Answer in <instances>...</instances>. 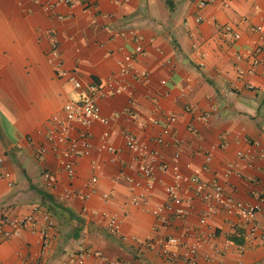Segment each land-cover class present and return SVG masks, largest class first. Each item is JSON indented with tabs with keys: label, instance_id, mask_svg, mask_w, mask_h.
I'll use <instances>...</instances> for the list:
<instances>
[{
	"label": "crops",
	"instance_id": "1",
	"mask_svg": "<svg viewBox=\"0 0 264 264\" xmlns=\"http://www.w3.org/2000/svg\"><path fill=\"white\" fill-rule=\"evenodd\" d=\"M34 1L0 0V215L24 217L37 209L39 220L34 233L23 230L10 238L0 233V264H62L81 243L120 264H187L182 259L161 258L156 251L111 235L100 218L104 211L120 218L122 235L138 240L180 237L179 252L184 244L197 241L202 256L215 254L225 264L263 259L264 211L249 240L247 227L235 215L220 212L207 226H200L205 206L199 202L186 219L171 214L167 226H160L151 213L134 206L131 184L124 176L142 177L122 133L130 131L150 143L168 165L176 140L181 141V164L190 165L187 174L203 170L204 180L219 182L229 196L255 203L258 186L264 181V158L259 157L264 148V66L252 67L238 59V54L261 45L264 59V38L252 30L264 23V0H215L204 8L199 7L201 0H129L124 6L115 0H96L95 11H86L80 4L58 6V13L69 15L64 21L51 17ZM197 17L202 18L200 24L195 22ZM226 24L235 27L236 40L224 34ZM50 31L59 45V56L53 59ZM134 31L145 48L135 69L148 78L130 79L132 93L98 100L101 114L109 119L107 128L113 132L110 143L119 152L112 155L98 150L106 127L96 123L91 127L94 148L89 157L76 161V174L70 177L51 151L45 129L69 100L80 98L71 76L84 86L116 77L123 55L136 47ZM131 107L145 128H139L128 114ZM214 108L217 112L208 121L199 118ZM167 114L178 119L170 146L164 148L153 144V139L165 125ZM76 127L81 130L80 125ZM38 146L47 149L43 159L35 157ZM211 147L216 151L206 164L202 151ZM239 152L251 153V167L237 158ZM233 165L234 172L229 173ZM44 169L57 175L52 189L44 184ZM5 172L11 174L9 180ZM157 175L152 206L166 202L165 187L171 181L170 171ZM93 176L98 177L96 191L85 203L59 200L58 195L69 187L87 192ZM104 193L111 195L106 202L101 198ZM84 206L97 215L84 213ZM187 228L191 235L186 234ZM43 232L50 239L46 250Z\"/></svg>",
	"mask_w": 264,
	"mask_h": 264
},
{
	"label": "built area",
	"instance_id": "2",
	"mask_svg": "<svg viewBox=\"0 0 264 264\" xmlns=\"http://www.w3.org/2000/svg\"><path fill=\"white\" fill-rule=\"evenodd\" d=\"M129 0H115V3L124 6ZM215 0H201L199 7L204 8L213 3ZM36 4L43 6L51 17L57 20L64 21L68 16L60 14L56 11L58 6L73 7L80 4L86 11L97 10L96 0H56L55 2H42L40 0L34 1ZM201 17H197L195 22L200 24ZM224 34L229 36L232 40L238 38V32L235 27L230 24L223 26ZM258 33L261 38H264V23L258 24L252 28ZM50 57L57 58L59 56V45L50 31ZM133 39L136 42V47L132 52L123 55L119 61L118 71L113 77L102 84L95 82L84 86L74 76L70 77L74 87L80 91V98L77 100H69L63 108L54 114L50 123L45 129V139L50 146L51 151L55 153L59 159L61 168L70 176L74 177L76 174L75 164L80 158H87L90 156L94 145L92 141L91 127L99 123L106 127L102 133V142L98 146L101 152H108L112 155H117L119 150L110 143V138L113 132L108 129L109 119L104 117L99 109L98 100L101 97L116 96L121 93H132L130 79L136 81H144L148 78L147 73L138 72L135 69L136 60L144 55L145 48L142 45V37L133 32ZM263 47L257 45L248 48L242 53L238 54V59L249 62L252 67L264 66V59L261 58ZM252 70V69H251ZM65 75V73H62ZM164 83V82H163ZM154 101L157 103L156 99ZM158 108H160L157 105ZM128 114L135 120L139 128H145L146 124L139 118L138 113L134 112L131 107L127 111ZM217 112V108L211 111H206L199 115L203 121H208L211 113ZM175 114H167L165 117L166 123L162 126L161 132L153 139V144L167 148L170 146V139L175 135L174 124L177 121ZM155 123L159 124V121ZM76 125H80L81 130H77ZM125 141V147L133 155L135 163L137 164V172L140 175L139 179H134L132 176H124L126 182L131 184L133 196L131 203L134 206L142 207L147 212L151 213L158 219L160 226L169 225L170 215H175L180 219H186L192 212L196 202L202 203L205 208L200 213V226H207L210 220L220 212L228 215L237 216L241 222L247 227V238L249 240L254 237L259 228L257 217L264 211V181H262L256 192V202L246 203L229 196L224 187L216 181H206L203 178V170L193 169L190 174L186 173V169L190 165L182 166L181 156L183 153V143L176 140L175 152L172 154V163L168 165L161 157L157 148L153 147L130 131L122 133ZM215 147L202 151L205 163L212 161ZM47 153L46 147H37L35 157L37 159L45 158ZM251 153L239 152L237 158L246 160L247 166L251 167ZM259 157L264 158V148L260 149ZM0 165H3V158H0ZM94 167H96L94 165ZM233 165L229 169V173L234 172ZM170 171L171 181L165 187L167 200L165 203L152 206L151 196L156 183L158 182V172ZM11 174L4 173V178L9 180ZM42 178L46 188L52 189L56 186L58 179L56 173L51 170L44 169L42 171ZM115 182L118 179H114ZM98 177L93 176L87 183V192H80L77 189L69 187L65 189L58 198L62 202L71 200H80L85 203L89 200L92 194L96 191ZM111 195L104 193L101 198L103 201H108ZM37 209L24 217H9L0 215V233L5 238H10L18 235L23 230H28L32 233L37 231L39 224L36 215ZM83 212L86 214L97 215L96 212L91 211L87 206L83 207ZM102 224L111 235H118L124 242H134L146 249L156 251V253L164 259L176 260L182 259L187 264H225L217 261L214 255H201V245L199 242L184 244V249L179 252L178 249L182 245V239L173 235H167L163 238L138 240L134 237H129L121 234V220L120 218L110 212L104 211L100 213ZM159 226V227H160ZM157 227L156 229H158ZM186 234L191 235V230L186 229ZM43 240V247L46 250L50 246L49 235L45 232L41 234ZM229 242H226L224 249L228 247ZM242 249H240L241 252ZM216 252H219L217 250ZM91 261H96L98 264H120L118 261H109L105 254L93 247L81 243L80 247L62 264H90ZM236 264H264V258L255 262L246 263L241 259Z\"/></svg>",
	"mask_w": 264,
	"mask_h": 264
}]
</instances>
